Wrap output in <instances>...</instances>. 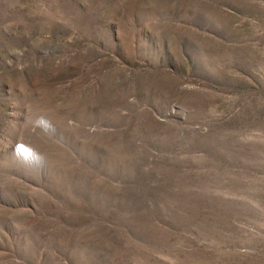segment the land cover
Returning <instances> with one entry per match:
<instances>
[{
  "label": "rangeland",
  "instance_id": "1",
  "mask_svg": "<svg viewBox=\"0 0 264 264\" xmlns=\"http://www.w3.org/2000/svg\"><path fill=\"white\" fill-rule=\"evenodd\" d=\"M0 264H264V0H0Z\"/></svg>",
  "mask_w": 264,
  "mask_h": 264
}]
</instances>
